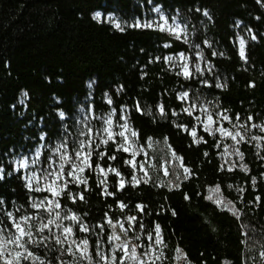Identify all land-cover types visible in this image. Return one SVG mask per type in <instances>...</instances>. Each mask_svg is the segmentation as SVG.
I'll use <instances>...</instances> for the list:
<instances>
[{
    "label": "trees",
    "instance_id": "1",
    "mask_svg": "<svg viewBox=\"0 0 264 264\" xmlns=\"http://www.w3.org/2000/svg\"><path fill=\"white\" fill-rule=\"evenodd\" d=\"M155 7L178 17L188 38L138 27L137 21L154 16ZM95 12L113 14L120 29L94 18ZM239 38L245 59L239 55ZM181 54L186 64L179 60ZM208 114L217 128L239 132L244 140L205 131ZM108 119L114 133L105 144L108 136L102 129ZM117 124L137 133L136 167L128 163L133 155L119 147L123 141L116 135ZM262 127L264 0H0L1 229H11L7 212L35 215L36 224L41 218L31 207L40 193L26 187L15 161L25 156L40 170H58L63 164L67 171L68 163L56 156L59 146L65 145L74 158L83 141L92 153V169L81 174L87 184L65 175L62 184L68 186L57 199L61 216L75 214L88 227L81 232L67 221L78 241L88 240L91 264L102 262L95 255L97 243L103 255L116 256L109 219L129 229L140 252L152 243L147 235L155 236L159 224L164 243L153 244L161 256L155 264H175L178 248L186 264H264L259 255L264 251ZM230 146L242 158H230ZM133 176L148 183L141 179L136 184ZM121 203L126 207L120 208ZM129 217L137 219L130 222ZM43 235L50 237L45 245L29 247L44 264H89L78 260V253L70 255L67 244L57 245L47 230ZM154 259L147 258L146 264Z\"/></svg>",
    "mask_w": 264,
    "mask_h": 264
},
{
    "label": "snow or ice",
    "instance_id": "2",
    "mask_svg": "<svg viewBox=\"0 0 264 264\" xmlns=\"http://www.w3.org/2000/svg\"><path fill=\"white\" fill-rule=\"evenodd\" d=\"M204 15H208V13L205 11ZM96 19L99 18V14L95 17ZM167 21H165V24ZM138 27L141 25H137ZM116 28L120 29V25L116 24ZM143 27H152V24H145ZM178 27V26H177ZM122 30V29H121ZM160 31H164L165 28L163 25L159 27ZM171 32L173 35H176V38L179 39V33L176 31L175 28L171 29ZM255 39V37H253ZM168 45H165L167 47ZM239 55L241 56L242 59H245V52H244V41H240V52ZM181 57L183 58V54H181ZM166 59L171 60L172 57H167ZM191 73L188 71L187 65L184 67V76L188 77L190 76ZM219 86V85H218ZM26 95V94H25ZM188 95L187 92H185L182 96V98H186ZM111 102V101H109ZM185 111H188L185 109ZM205 112H207V108L204 109ZM161 114H163V107L161 106L160 108ZM63 115V113H61ZM189 115H191V112L189 111ZM223 119L228 120L229 117L224 116ZM239 119V117H237ZM249 121L252 119V117L248 118ZM207 121L208 123L205 125V131L211 132V124L215 123L213 121V117L211 114H208L207 116ZM108 124H111V120L107 121ZM122 128L125 129V131H128V125L124 124L121 125ZM243 127V125H242ZM253 127H260L259 125H253ZM262 131H264V127L261 128ZM91 131V129L89 130ZM105 132H107L108 139L104 140L103 143L107 144L109 140L113 139V133L109 129H104ZM125 131H121L117 133L116 135H119L120 137L124 138V142L120 144V149L123 150L124 152L129 151V147L125 146L128 143V137L125 135ZM216 131L221 132L225 137H230L232 140H237V137H239L240 140H244V136L241 135L239 132H236L233 134L231 131H228L227 129L223 128H218ZM192 136L195 138L196 133L192 132ZM137 133L135 131L131 132V136L135 137ZM151 139V138H149ZM252 139H261L260 137H252ZM196 143H199V140H195ZM239 142V141H237ZM60 148H64L65 145L61 144L59 146ZM84 142L82 141L80 144L79 149H74L75 152V159H78L80 161L79 164H76L74 161V158L72 156H69L67 153H63L61 155V159L65 160L68 164L71 165L70 170H65V166L63 164L60 165L59 169L55 172H47L45 175V179H47L48 176H53L55 179L53 182L47 187H35L33 188V181H35L37 184H39L40 178L35 176L33 174L32 176L27 177V184L26 187L29 188V190L32 191H45L51 194L52 199H49L47 196L41 200L39 203L32 202L31 207L37 210H43L44 212L48 213V218L45 219L43 217L40 218V222L38 224L33 223L37 219L35 215H25V216H19L16 217L13 215L12 212H7L6 215L9 219V222L11 224V229L8 228H3L0 229V262L2 264H22L24 261H30L31 264H36V262L39 260V264H44V261L41 260L36 254L31 250L29 247L31 246H36L39 247L41 245H45L46 242L49 240V236L43 235V233L47 230L51 234V238L54 239L55 243L57 245H63L67 243V248L65 249L70 255H75L76 253L79 254L78 260H85L87 259L89 261V264H91L92 256L88 252V240L87 239H82L79 242H77L76 239H69L74 235L73 233V227L72 226H64L61 223H58V221L61 220H71L75 224L79 225V231L81 232H87L89 229L88 227L81 222V218L78 217L75 214L72 215H64L61 216L60 212H55L53 213V209H60L61 204L59 202L58 197L62 195V193L65 192L68 186V182L65 181L62 185L59 183L60 181L64 180L65 175L68 177H71L72 182L78 183V184H87V179L84 178L81 174L84 173L86 169H92V165L89 162L92 153L91 152H85L84 150ZM59 150V149H58ZM136 153L134 152L133 155ZM236 154L239 155L241 158L243 156L242 153L239 152L237 149ZM103 155V154H101ZM173 156H175V153H173ZM110 159H116L115 156L110 157ZM179 159V157H177ZM129 164H131L133 167H136V162L134 160L128 161ZM20 167L24 168L27 167V161H21L20 162ZM99 167V166H97ZM140 170L144 172L145 177L148 175L147 172L145 171L144 164L141 163L139 165ZM244 170H247L246 168ZM100 171L103 173L104 169H100ZM109 171L115 172L117 176L120 175L118 171L115 169H109ZM185 173L189 172V169L185 168L184 169ZM11 175V173H9ZM165 175H167V169H165ZM4 177V170L0 168V180H3ZM187 178V177H186ZM144 183H148L147 179L141 178ZM141 179H137L135 176H133V181L136 184H139L141 182ZM101 184L104 183V181H100ZM253 183H255V178H253ZM125 187L124 181L121 180L119 184V188L123 189ZM215 191H219V188ZM242 191V190H241ZM105 195H113L112 193H108L106 190L104 192ZM69 198L75 202L76 197L73 196L71 193H69ZM186 199L188 198L187 196L185 197ZM79 199L83 200L84 196L83 194L79 195ZM209 199H212V197H209ZM257 200H259V197H257ZM217 203L227 206L225 201L217 199ZM230 203V202H228ZM3 204V201L0 200V205ZM120 208H125L126 205L121 203ZM137 208L140 211L144 210V206L142 205H137ZM107 215V214H106ZM173 215L175 213L173 212ZM233 215H237L236 212H233ZM136 217H129L128 220L131 221H136ZM0 223H3L0 221ZM107 223L109 226L115 228V225L113 224L112 220L109 219L107 220ZM53 227L57 229H62L61 234L58 236L55 233H53ZM102 227V226H101ZM121 230L124 232L125 235H127V232L129 229H125L123 224L120 225ZM140 227L143 228V224H140ZM35 229V231H33ZM154 232L155 236H153L152 232H149L147 235V239L152 242L149 243L146 246V250L142 251L140 253L137 252V249L141 247V245H136V244H130V242H126L123 244H118L116 250L123 252V256L119 258V264H125V260H132L136 262V264H146L147 258L151 256H155V259L150 262V264H155V260H159L161 258L160 255L155 254V250L153 248V244L155 245H161L164 243V241L161 238V226L159 224H156L154 226ZM7 233V235H6ZM40 234V235H37ZM247 235V233H245ZM62 237V238H61ZM139 237H137L138 239ZM120 236L113 234L109 238V242L111 243L112 241H119ZM242 243H245V241H242ZM12 245L13 247L9 248L8 246ZM73 246H75V252H73ZM100 244L97 243L96 248L97 251L95 255L99 257L100 261H104V264H109V257L105 256L102 254L100 251ZM264 247V245H262ZM177 251H180L179 249ZM260 257L264 258V251L260 252ZM186 259V257H183ZM59 260V257L57 258ZM111 264H117V257L113 255L111 258ZM63 264V262H61Z\"/></svg>",
    "mask_w": 264,
    "mask_h": 264
},
{
    "label": "rangeland",
    "instance_id": "3",
    "mask_svg": "<svg viewBox=\"0 0 264 264\" xmlns=\"http://www.w3.org/2000/svg\"><path fill=\"white\" fill-rule=\"evenodd\" d=\"M97 14H99V18L97 20L104 19L106 21L111 22L113 25L119 24L121 26L119 20L113 14H103L101 12H95L93 14L94 18L97 16ZM165 21H167L166 24H165ZM136 24L137 25L152 24V27H156V28H159L161 25H163L164 28H165V31L170 32V33H172L171 29L175 28L176 31L179 33V38L180 39H184L185 40V39L188 38L187 26L185 24H183L181 22V20L178 17H176L175 15L174 16H167L158 7L154 8V16L153 17H151V18H149L147 20H144V21H137ZM174 36L176 37V35H174ZM241 40H242L241 38L238 39L239 52H240V41ZM179 60L182 61L184 64H186L184 56H183V58L181 56H179ZM183 72H184V69H183ZM207 116L208 115H205V117H204V120H203V124L204 125H206L208 123ZM109 120H111V119H108L107 121H109ZM107 121L105 122V125L103 126V129H102V135H105V136H108L107 132L104 131V129H106V128L109 129L112 133H114L112 120H111V124H108ZM210 127L212 129L211 132H216V129H218L214 125V123L211 124ZM221 128L225 129L224 127H221ZM115 131H118V133H119L121 131H125V129L122 128L120 124H117L116 127H115ZM217 132L220 135H222L223 137H225L221 132H219V131H217ZM125 135L128 137V143L125 145V146L129 147L128 153H131L133 155V153L135 152L137 154V150H136V146H135V143H134L133 136H131V133H129L128 131H125ZM120 138L124 142V138L123 137H120ZM83 150L85 152H87L88 147L84 146ZM63 153H66L65 149L64 148H60L58 150L56 156L61 159V155ZM136 154L132 156L131 161L132 160L135 161ZM226 154L230 158H232L236 154L234 146H230L229 148H227ZM38 155H39V151H36L35 157H38ZM24 160L27 161V167L21 168L20 167V162L24 161ZM61 160L64 161V163L66 162L63 159H61ZM74 161H75V163H77V162L80 163V161L78 159H75V156H74ZM34 165H35V161L33 159L27 158L25 156H22L20 159L16 160L15 163H14V166H15L16 169H21L24 172V179L26 181V184H27V179L26 178L29 177V176H32L33 174H35V176L39 177L40 180H39V184H37L35 181H33V188H35L37 186L42 187V188L43 187H47V185L51 184L55 178L53 176H48L47 179H45L44 177H45L47 172L44 171V170H40L37 166H34ZM67 166L71 168L70 164H68ZM59 167H60V165L56 166L57 169H59ZM55 171H57V170H55V169H51L50 170L49 169L48 172H55ZM59 183L62 185V181H60ZM38 193H40V194H39V198L36 200V203H39L46 196L49 199H52L51 194L48 193V192L39 191ZM37 211L40 214V217H43L45 219L48 218V213L47 212H44L43 210H37ZM52 211H53V213H55L57 211L59 212V209H53ZM67 221L68 220L65 219V220L58 221V223H61L64 226H69ZM113 224L115 225V228L110 226V228H111V236L113 234L120 236V240L119 241H112V246H113L114 250L116 251V256L118 257L117 264H119V258L122 257L124 254H123V252L116 250L117 245L118 244H123V243H126V242H130V244H136V242H135V240L132 237H129L128 235L124 234V232L121 230V227H120L121 224L119 222H113ZM61 231H62V229H57V228L53 227V233H55L56 235L59 236L61 234ZM6 235H7V233H6ZM69 239L71 240V239H76V238L73 235ZM77 242H79V241L77 240ZM65 244H67V243H65ZM8 247L11 248L13 246L9 245ZM73 248L75 249V246H73ZM178 249L180 251H177L176 255L174 257L175 264H186L185 259L183 258V257H185L184 251L182 249H180V248H178ZM137 252L140 253L139 249H137ZM0 264H2V262H0ZM22 264H31V262L30 261H24V262H22ZM101 264H104V261H102ZM109 264H111V259L110 258H109ZM125 264H136V262H134L132 260H125Z\"/></svg>",
    "mask_w": 264,
    "mask_h": 264
}]
</instances>
